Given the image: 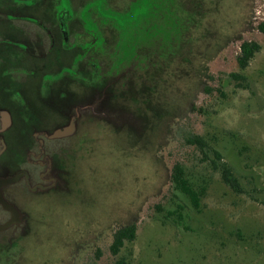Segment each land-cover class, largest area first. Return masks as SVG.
<instances>
[{"label": "rangeland", "instance_id": "rangeland-1", "mask_svg": "<svg viewBox=\"0 0 264 264\" xmlns=\"http://www.w3.org/2000/svg\"><path fill=\"white\" fill-rule=\"evenodd\" d=\"M41 15L54 34L56 16L67 22L69 64L85 72L66 70L75 84L101 77L126 107L74 111V133L49 148L65 149V171L19 200L23 224L0 234V264H264V0H52ZM243 42L260 51L240 70ZM132 114L145 121L129 138L112 124H139ZM175 164L204 189L197 207L172 186ZM132 224L113 257V234Z\"/></svg>", "mask_w": 264, "mask_h": 264}, {"label": "flooded vegetation", "instance_id": "flooded-vegetation-1", "mask_svg": "<svg viewBox=\"0 0 264 264\" xmlns=\"http://www.w3.org/2000/svg\"><path fill=\"white\" fill-rule=\"evenodd\" d=\"M51 3L52 0H0V199L17 215L12 220L10 211L0 204V228L12 222L0 229V234L15 235L22 227L25 214L20 206L26 204L19 200L30 203L37 194L46 192L47 186L41 189L36 181L61 178L55 176V171H65L61 162L65 149L60 148L58 158L50 156L49 148H57L60 139L48 137L68 126L77 110L73 107L69 114L68 107L62 109L60 99L70 97L71 90H85L66 71L70 69L72 75L85 73L79 66L74 72V65L69 64L67 22L56 16L58 32L54 34L52 16H31L39 5L46 12ZM102 81L100 77L99 86L92 87L99 94L101 86L107 88ZM109 89V95H115L113 86ZM79 93L76 100L83 101Z\"/></svg>", "mask_w": 264, "mask_h": 264}, {"label": "trees", "instance_id": "trees-1", "mask_svg": "<svg viewBox=\"0 0 264 264\" xmlns=\"http://www.w3.org/2000/svg\"><path fill=\"white\" fill-rule=\"evenodd\" d=\"M257 30L264 35V21L257 26ZM239 51L240 52L237 57V65L240 70H244L248 66V63L252 60L254 55L260 51V46L255 42H243L239 47ZM235 77L240 78L239 76H235ZM96 90H97L96 88L91 87V88H86L84 92H80V93L76 92V95L78 93L83 94L84 97L83 101H77L75 98L76 95L71 90L69 94L70 97L65 96L60 99L61 102L60 104L61 106H63L62 109L68 107L69 110L68 113L70 114V111L73 107L74 109L81 110L85 107H90L95 105L96 106L95 111H101L103 113L108 112L109 115L115 114L117 116H123L122 114H120V112H122V110L126 107L125 105L122 104L123 101L121 103V100H126L124 97L122 98L116 97V95L110 96L109 95L110 91L106 92V88L105 87L103 88L102 86L101 89L99 90L100 94L96 92ZM98 100L99 103L96 104V101ZM56 108H58V106H56ZM134 115L135 114L131 115L133 118L132 120L136 123L138 122L139 124L142 122L143 125L141 124L131 125L130 119H128L129 116H127L126 118L123 117L125 119L121 121H118V118L115 119L116 122L120 124H115L116 122L112 124V122L114 121L113 119H111L110 121L107 120L109 121L108 126L112 124L115 131H120V132L123 131L125 132V135L129 138L134 137L135 134L137 135L136 132H138L136 131L137 130L136 128L137 127L144 128V121H145L143 120L142 115L140 114L139 115L136 114L135 116ZM191 142L202 148L203 144L200 142L198 137L197 139H195L194 137V139ZM219 160H220V156L217 155V161ZM222 180L231 189L233 190L236 189L237 187L236 181L233 178L232 173L226 167L222 169ZM171 183L172 186L177 191L185 195L190 200L191 204L194 207L198 206L200 196L203 194L204 189L200 188L199 190H195L185 178L183 168L179 164H175L172 168ZM135 235H136V226L134 224L117 230L112 236L111 245L109 249L112 256L116 257L126 242L127 243L133 242L135 240ZM115 264H128V263L125 262L124 260H117Z\"/></svg>", "mask_w": 264, "mask_h": 264}, {"label": "water", "instance_id": "water-1", "mask_svg": "<svg viewBox=\"0 0 264 264\" xmlns=\"http://www.w3.org/2000/svg\"><path fill=\"white\" fill-rule=\"evenodd\" d=\"M75 131V124H74V119L71 120L70 124L66 127H64L63 129H59L54 131L48 138L49 139H58V138H64V137H68L70 135H72ZM2 185V182H0V186ZM0 204L3 205L4 209L7 211H10L11 216H12V220H14V218L17 216L16 215V211H14L8 204L4 203L1 199H0ZM11 221L6 224L4 227L0 228H7L9 227V225H11Z\"/></svg>", "mask_w": 264, "mask_h": 264}]
</instances>
